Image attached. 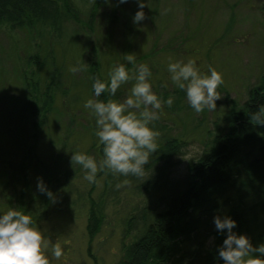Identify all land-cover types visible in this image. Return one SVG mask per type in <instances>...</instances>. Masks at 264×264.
<instances>
[{
  "label": "rangeland",
  "instance_id": "1",
  "mask_svg": "<svg viewBox=\"0 0 264 264\" xmlns=\"http://www.w3.org/2000/svg\"><path fill=\"white\" fill-rule=\"evenodd\" d=\"M144 3L145 18L139 24L132 21L137 0L124 4L104 0L93 22L69 23L54 34L47 28L13 31L0 24V172H6L7 179L14 170L11 164L30 163L33 169L39 159L49 164L50 176L43 175L42 180L55 194L56 202L40 193L33 202V206L41 205L35 209L39 216L33 221L63 249L60 261L51 260V249L47 250L51 264H120L125 246L135 236V232L128 233L127 218L147 199L139 186L144 176H113L105 171L89 184L79 166L70 165L74 151L102 159L94 118L83 107L92 98L91 65L97 61L106 80L115 64L132 68L126 60L132 56L135 64L145 63L152 70L153 91L161 99L172 95L174 101L176 95L184 93L175 92L179 89L169 78V62L192 59L202 73L207 74L211 67L222 75L215 110L196 113L184 96L179 109L174 103L171 108L164 106L154 122L159 132L156 143L170 138L185 141L184 153L170 164L174 181L190 173V164L204 151L210 130H229L232 103L240 107L248 101L250 88L263 75L264 0ZM114 6L118 7L115 13ZM36 54L38 58L33 60ZM74 66L82 70L74 73ZM35 83L41 91L51 86L52 93L48 94L55 103L52 110L45 111L47 114L41 105L35 113L28 107L29 102L36 105ZM132 83L123 85L115 99L123 101ZM64 89L68 91L61 93ZM38 177L34 171L32 179ZM118 183L121 186L116 188ZM20 191L10 182L6 191L0 189V211L18 206ZM91 207L98 215L94 221L90 219Z\"/></svg>",
  "mask_w": 264,
  "mask_h": 264
},
{
  "label": "trees",
  "instance_id": "2",
  "mask_svg": "<svg viewBox=\"0 0 264 264\" xmlns=\"http://www.w3.org/2000/svg\"><path fill=\"white\" fill-rule=\"evenodd\" d=\"M101 4L104 0L103 3L101 0H0V24L8 25L13 31L47 28L54 34L57 28L69 23L93 22ZM117 8L114 6L113 13ZM37 58L38 54L32 55L33 60ZM90 69L91 85L94 77L105 80L97 61ZM33 92L36 105L28 103L33 113L38 105L43 112L52 110L55 99L48 94L52 93L51 86L41 91L35 83ZM175 97L174 107L179 109L184 95ZM248 97L240 107L232 103L229 130H210L204 151L198 160L191 162L190 173L182 180H172L170 164L174 157L184 153L185 141L170 138L157 143L158 149L149 156L144 179L139 183L147 199L126 221L128 233L135 232V236L125 246L120 264H223L218 258V248L226 235L215 229L214 216L235 220L233 231L246 235L253 247L264 243V125L251 120L253 114L264 108V72L260 82L250 88ZM100 99H107V93ZM99 151L102 155L101 146ZM38 161L34 169L30 163L29 166L23 162L11 164L14 170L7 179L6 172H0L4 179L0 181L1 191H6L9 182L14 188L18 186L21 191L18 206L14 207L26 211L33 219L39 216L35 209L41 207L39 202L33 206L40 196L36 182L51 173L49 164ZM34 171L40 176L36 181L32 179ZM89 213L90 219H98L95 208L91 207Z\"/></svg>",
  "mask_w": 264,
  "mask_h": 264
},
{
  "label": "clouds",
  "instance_id": "3",
  "mask_svg": "<svg viewBox=\"0 0 264 264\" xmlns=\"http://www.w3.org/2000/svg\"><path fill=\"white\" fill-rule=\"evenodd\" d=\"M110 3V0H105ZM127 0H118L124 4ZM138 10L132 17L134 24L144 18V0H137ZM129 68L124 63L110 67L107 79L93 78L92 98L83 107L94 118L97 143L102 148V159L97 161L92 155L74 151L70 156V165L79 166L83 179L89 184L97 181L98 173L107 171L113 176L143 177L149 156L158 149L156 138L159 132L154 122L164 106L171 108L174 97L161 99L150 83L152 70L145 63L135 64L132 56H127ZM82 68L74 66L75 73ZM167 72L173 85L183 91L185 99L196 113L215 110L217 91L223 84V78L214 68L202 73L192 59L169 62ZM130 81L129 95L120 101L115 99L117 91ZM107 93V99H100ZM257 125H264V108L251 116ZM127 181H125L126 183ZM121 185L116 184V188ZM37 190L46 195L52 203L55 194L48 189L42 179L37 180ZM215 229L226 235L218 248V258L223 264H264V243L253 247L244 234L233 231L236 221L231 217L214 216ZM51 249V260L60 261L64 255L61 245L53 243L26 211L8 207L0 211V264H51L47 250Z\"/></svg>",
  "mask_w": 264,
  "mask_h": 264
}]
</instances>
